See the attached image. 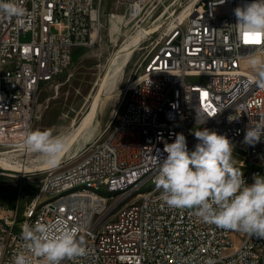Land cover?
I'll use <instances>...</instances> for the list:
<instances>
[{"label":"built area","instance_id":"1","mask_svg":"<svg viewBox=\"0 0 264 264\" xmlns=\"http://www.w3.org/2000/svg\"><path fill=\"white\" fill-rule=\"evenodd\" d=\"M115 0L122 20L167 23L149 36V45L126 84L104 137L86 146L80 160L46 173L39 193L19 213L0 204V264H14L24 251L22 225L63 220L80 229L89 254L62 264H264V238L204 223L193 210L168 206L161 190L119 211L118 199L84 194L60 208L36 210L42 194L91 183L104 188L145 186L156 178L165 143L178 133L188 149L193 132L208 128L227 136L235 161L264 158V138L244 143L248 127L264 126V87L251 58L264 61V36L245 40L234 9L251 0ZM19 15L0 13V155L22 149L38 115L37 96L71 64L76 48L97 41L105 0H17ZM118 16L110 14V19ZM29 34L28 41L21 35ZM200 80H203L202 82ZM231 119V120H230ZM257 174L264 175V169ZM253 177L245 180L252 182ZM31 264H42L31 257Z\"/></svg>","mask_w":264,"mask_h":264},{"label":"clouds","instance_id":"2","mask_svg":"<svg viewBox=\"0 0 264 264\" xmlns=\"http://www.w3.org/2000/svg\"><path fill=\"white\" fill-rule=\"evenodd\" d=\"M20 12L17 0H0V13L11 16ZM234 14L241 33L264 36V0L237 6ZM250 62L264 78V61L252 57ZM259 86L264 87V79ZM193 135L198 142L191 151L182 133L176 134L174 142L164 144L163 152L167 155L158 158L159 171L154 181L161 190V199L170 207L193 210L204 223L264 238V175L256 174L251 183L246 182L233 157L234 145L227 136L208 128L198 129ZM262 138L264 126L248 127L244 143L255 145ZM22 146L55 165L67 143L63 136L54 135L49 129H36L25 136ZM60 224L59 228L41 222L22 225L21 238L27 254L20 251L14 264H31V257L40 258L42 264H62L66 259L87 256L89 249L83 236L78 235L80 229L63 220Z\"/></svg>","mask_w":264,"mask_h":264},{"label":"rangeland","instance_id":"3","mask_svg":"<svg viewBox=\"0 0 264 264\" xmlns=\"http://www.w3.org/2000/svg\"><path fill=\"white\" fill-rule=\"evenodd\" d=\"M171 1L162 0L165 5ZM187 4L188 2L184 0L180 13ZM112 13L118 16L115 20L110 19ZM124 14L125 7L117 5L115 0H105L102 26L97 41L87 47L76 48L69 68L54 81L40 88L37 96L39 112L33 130L49 129L54 135L63 136L67 143V148L60 159L63 163L55 170L79 161L80 153L86 146L106 135L123 97L124 88L136 74V66L149 45V40L146 39L155 31L153 28L156 26H152L154 18L150 20L148 26L142 21L122 20ZM166 17L167 15L160 20H165ZM144 30L146 31L144 42H141L132 55L121 78L113 81L112 74L118 64L115 60L117 51L131 43L132 39ZM29 39V34L21 35V41ZM97 99L98 108L91 119V124L86 128H80L83 118L91 111ZM0 160L19 168L42 166L47 162L41 154L25 148L9 149L0 155ZM240 164L245 165V162L236 161V165ZM47 172L48 170L23 173L0 169V204L16 207L18 212L22 213L39 193ZM51 199L52 195L44 193L40 197L39 205Z\"/></svg>","mask_w":264,"mask_h":264},{"label":"bare ground","instance_id":"4","mask_svg":"<svg viewBox=\"0 0 264 264\" xmlns=\"http://www.w3.org/2000/svg\"><path fill=\"white\" fill-rule=\"evenodd\" d=\"M179 15H182V12ZM167 20L168 19L160 20L158 23L153 24L152 26H156L155 28H153V30H155L153 34L159 29H161L167 23ZM145 33H146L145 30L140 32L138 35H136L134 39H132L133 41H131V43L125 45L123 48L117 51L115 60L118 61V64L112 74L113 81H116V79H118L123 74V72L127 68L132 58V55L134 54L136 49L140 46L141 42L142 43L144 42L146 38ZM97 108H98V99L95 100V102L93 103L91 111H89L88 114H86L85 117L83 118L80 128H86L88 127L89 124H91L90 123L91 119L96 114ZM62 163L63 162H60L59 160L55 165L46 162L42 166H36V167L26 166L24 168L23 167L19 168V167L11 166L6 161L0 160V169L3 171L13 170L17 172L29 173V172L55 169L61 166ZM237 166L241 167V171L244 174V178H245V172H247V177H253L254 175L257 174L258 171L264 169V158H257V160L253 161L252 163L245 162V165L240 164ZM17 177L18 176L16 175L15 178ZM154 181L155 178H153V180L148 182V184L145 186L134 187V185H127V186H122L120 188H111V189L104 188L91 183H79L76 184L75 186H67L66 188L60 190L59 192L52 194V199L42 205H39V202H37L36 210H46L47 207L60 208L64 205L65 200H73L74 197H80L84 194H87L92 196L93 198L101 199V203H109V201H115V199H118L119 211H126L128 210V208L132 207L134 200H137L138 198H151L157 195L158 189L156 188ZM257 259H264V251H257Z\"/></svg>","mask_w":264,"mask_h":264},{"label":"snow or ice","instance_id":"5","mask_svg":"<svg viewBox=\"0 0 264 264\" xmlns=\"http://www.w3.org/2000/svg\"><path fill=\"white\" fill-rule=\"evenodd\" d=\"M249 36L250 34L245 33V40L248 41L249 40ZM259 41V35H255V39L252 42H258Z\"/></svg>","mask_w":264,"mask_h":264}]
</instances>
